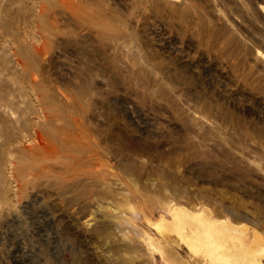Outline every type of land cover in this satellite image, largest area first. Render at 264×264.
<instances>
[{"label": "rangeland", "instance_id": "obj_1", "mask_svg": "<svg viewBox=\"0 0 264 264\" xmlns=\"http://www.w3.org/2000/svg\"><path fill=\"white\" fill-rule=\"evenodd\" d=\"M178 205L264 243V0H0V264H201Z\"/></svg>", "mask_w": 264, "mask_h": 264}, {"label": "bare ground", "instance_id": "obj_2", "mask_svg": "<svg viewBox=\"0 0 264 264\" xmlns=\"http://www.w3.org/2000/svg\"><path fill=\"white\" fill-rule=\"evenodd\" d=\"M169 213V220L161 219V225L169 232L176 231L179 244L188 245L197 262L201 264H262L260 257L264 255V243L261 242L258 233L253 235L239 233V229L232 226L229 221L213 219L201 209L190 210L178 205L173 206ZM206 228L216 231L221 240L233 248L226 247L224 244L220 246V251L215 252L209 245L215 240L206 233ZM220 244L223 243L219 242L218 246ZM212 250L214 254L210 253Z\"/></svg>", "mask_w": 264, "mask_h": 264}]
</instances>
